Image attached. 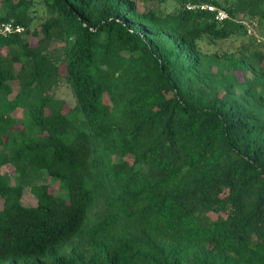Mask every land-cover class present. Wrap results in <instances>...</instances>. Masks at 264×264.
Here are the masks:
<instances>
[{"label":"trees","instance_id":"trees-1","mask_svg":"<svg viewBox=\"0 0 264 264\" xmlns=\"http://www.w3.org/2000/svg\"><path fill=\"white\" fill-rule=\"evenodd\" d=\"M159 1L0 0V264H264V0Z\"/></svg>","mask_w":264,"mask_h":264},{"label":"rangeland","instance_id":"rangeland-1","mask_svg":"<svg viewBox=\"0 0 264 264\" xmlns=\"http://www.w3.org/2000/svg\"><path fill=\"white\" fill-rule=\"evenodd\" d=\"M172 2L170 1H159V0H138V5H139V9L140 10H148L150 7H154V6H159L161 8L170 10L172 8L171 6ZM35 8L38 9L35 12V18L33 19V22L31 24V33L28 35V38L30 39V41L32 43H36L38 36L36 34H33V30L36 31V33H40L42 35V22L44 21V19L47 16V12L45 11V7L43 5L40 4H36ZM243 14L240 13L237 15V17H242ZM250 28L251 31H255V25L250 23V21H246ZM257 33H261V30H258ZM63 46H64V42L60 39H55L52 42V47L56 48V53L60 56V71L61 73L65 72V63L62 61L64 54H63ZM17 68L19 67V64H16ZM19 85L17 82H14L13 85V93L11 94L12 96L16 93V91L18 90ZM55 94L57 97H60L64 100V104H63V111L67 112L69 111L71 108H73L76 104V100H75V96L72 90V87L69 83V81L66 79V77L64 75H62L58 85L56 86L55 89ZM107 98V95H106ZM14 115H17L19 117L23 116V109L22 107H18L14 110ZM2 171L6 172L10 178L11 181H15V168L12 164H5L2 166ZM48 180H51V177L48 176ZM52 190H56L58 188L59 182L58 181H52ZM23 201L25 204L28 205H34L37 203V197L36 195L31 191L30 187H26L25 192H24V196H23ZM4 200L3 198L0 196V209L3 208L4 205ZM226 214V213H224ZM212 215L215 217L217 216V214L215 212H212Z\"/></svg>","mask_w":264,"mask_h":264},{"label":"built area","instance_id":"built-area-1","mask_svg":"<svg viewBox=\"0 0 264 264\" xmlns=\"http://www.w3.org/2000/svg\"><path fill=\"white\" fill-rule=\"evenodd\" d=\"M188 8H201L212 11L215 13L216 18L223 20L229 17V12L223 7H219L214 3L200 1L198 3L189 2L187 4ZM26 31V25L18 22L15 18H9L5 20H0V35H8L11 33H23Z\"/></svg>","mask_w":264,"mask_h":264}]
</instances>
